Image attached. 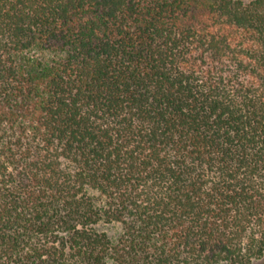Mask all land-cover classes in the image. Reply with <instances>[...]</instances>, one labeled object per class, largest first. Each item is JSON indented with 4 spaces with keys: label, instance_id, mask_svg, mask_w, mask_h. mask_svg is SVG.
Returning a JSON list of instances; mask_svg holds the SVG:
<instances>
[{
    "label": "trees",
    "instance_id": "16d2710c",
    "mask_svg": "<svg viewBox=\"0 0 264 264\" xmlns=\"http://www.w3.org/2000/svg\"><path fill=\"white\" fill-rule=\"evenodd\" d=\"M263 255L264 0H0V264Z\"/></svg>",
    "mask_w": 264,
    "mask_h": 264
},
{
    "label": "rangeland",
    "instance_id": "374dc122",
    "mask_svg": "<svg viewBox=\"0 0 264 264\" xmlns=\"http://www.w3.org/2000/svg\"><path fill=\"white\" fill-rule=\"evenodd\" d=\"M96 229L101 232H106L110 236L115 237L118 234L120 227L113 224L99 223L98 225H96ZM248 264H264V255L258 259H253Z\"/></svg>",
    "mask_w": 264,
    "mask_h": 264
}]
</instances>
